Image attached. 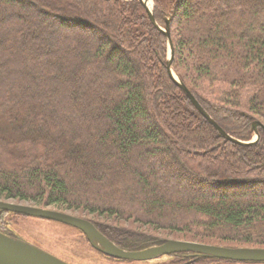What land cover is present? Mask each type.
I'll return each mask as SVG.
<instances>
[{
    "label": "trees",
    "instance_id": "trees-1",
    "mask_svg": "<svg viewBox=\"0 0 264 264\" xmlns=\"http://www.w3.org/2000/svg\"><path fill=\"white\" fill-rule=\"evenodd\" d=\"M152 11L169 20L174 75L249 141L264 121V0ZM166 46L138 0H0V200L76 213L131 251L153 239L121 221L264 248V133L224 140L169 79Z\"/></svg>",
    "mask_w": 264,
    "mask_h": 264
},
{
    "label": "water",
    "instance_id": "water-1",
    "mask_svg": "<svg viewBox=\"0 0 264 264\" xmlns=\"http://www.w3.org/2000/svg\"><path fill=\"white\" fill-rule=\"evenodd\" d=\"M145 8L152 25L166 38L169 54L166 60V71L169 79L184 93L192 106L216 132L225 140L239 146H251L254 142H241L226 134L201 108L189 90L178 80L172 71L173 45L170 38L169 20L164 27H159L154 19L148 0H139ZM257 128L264 131V126L254 121L252 130L257 134ZM0 211L13 213L24 217L38 218L56 222L81 232L89 245L102 255L122 261H143L163 255L176 253H191L199 257L221 259L235 262L264 263V248H228L205 245L195 242L167 240L159 246L149 247L140 251H128L120 248L115 243L102 235L88 220L57 210L40 208L32 205L10 203L0 200ZM0 264H68L46 251L22 241L18 238L0 232Z\"/></svg>",
    "mask_w": 264,
    "mask_h": 264
},
{
    "label": "rangeland",
    "instance_id": "rangeland-1",
    "mask_svg": "<svg viewBox=\"0 0 264 264\" xmlns=\"http://www.w3.org/2000/svg\"><path fill=\"white\" fill-rule=\"evenodd\" d=\"M148 2H149V6L153 10V0H148ZM142 7H143V5H142ZM152 13H153V11H152ZM156 24H157V22H156ZM159 27H162V26H159ZM166 47H167L166 48V60H167V57L169 54L168 45ZM207 115L209 116V114H207ZM255 121L260 122L264 126L263 120L256 118ZM260 131L264 133V131L261 128H257V134H255L254 131L252 130V126H251V132H252L251 139L249 141H241V142L253 141L254 145L259 144V142H260ZM230 137H232V136H230ZM232 138H234V137H232ZM234 139H236V138H234ZM236 140H238V139H236ZM228 142H230V141H228ZM235 145H237V144H235ZM254 145H251V146H254ZM7 202L34 206L31 203L18 201V200H9ZM47 209L56 210V209L51 208V207L47 208ZM63 212L78 216V214L73 213V212H67V211H63ZM121 222L122 223H119V224L124 225L123 227L129 228L130 230H133V231L137 230L140 234H143L145 236L146 235L151 236V238L153 239L152 243H150V245L148 244L149 246H147L143 249H140V250H144V249H147L149 247L159 246L167 240L192 242V241L184 240L182 238V236L180 234H177V233H168L169 231L154 230V228H151L149 226H144V225L140 226L139 224H135L132 221H126V222L121 221ZM0 232L7 234L9 236L18 238V239L25 241L27 243H30V244L46 251L47 253L57 257L58 259L66 262L68 264H173V263H176V261H178V260H179L178 262H183V261H186L188 259H189L188 263L193 264L196 261L195 258H197V257L201 258V259L205 258V257H199L195 254L182 252V253H176V254H172V255H163V256H159L157 258H153V259H149V260H143V261L117 260V259L106 257V256L102 255L101 253L97 252L96 250H94L89 245V243L87 242L85 237L81 233H79V231H77L76 229H73L71 227H68V226H65V225H62V224H59L56 222H52V221H47V220H42V219L32 218V217H24V216H20L17 214L6 213V212L3 214L0 213ZM195 243H197V242H195ZM200 244H202V243H200ZM205 245H211V244H205ZM212 246L228 247L226 245L224 246L223 244H216V245H212ZM228 248H252V247H250V246H237V247H228ZM122 249H124V248H122ZM124 250H126V249H124ZM140 250H135V251H140ZM128 251H131V250H128ZM179 254H186V255L184 257V256H178ZM187 255L189 257L188 259H186ZM191 255L193 258H190ZM175 256H177V257H175ZM182 259H184V260L182 261ZM211 260H220V261H218L217 263H213V262H211V263L204 262V263L205 264H264V263H251V262H235V261L221 260V259H211ZM221 261H227L230 263L221 262Z\"/></svg>",
    "mask_w": 264,
    "mask_h": 264
},
{
    "label": "flooded vegetation",
    "instance_id": "flooded-vegetation-1",
    "mask_svg": "<svg viewBox=\"0 0 264 264\" xmlns=\"http://www.w3.org/2000/svg\"><path fill=\"white\" fill-rule=\"evenodd\" d=\"M191 257H192V255H191Z\"/></svg>",
    "mask_w": 264,
    "mask_h": 264
}]
</instances>
